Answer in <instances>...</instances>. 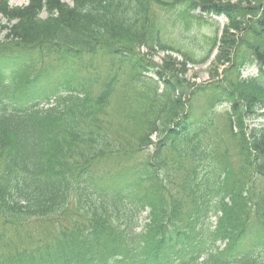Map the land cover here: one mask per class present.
Here are the masks:
<instances>
[{
    "label": "trees",
    "instance_id": "trees-1",
    "mask_svg": "<svg viewBox=\"0 0 264 264\" xmlns=\"http://www.w3.org/2000/svg\"><path fill=\"white\" fill-rule=\"evenodd\" d=\"M0 264H264V0H0Z\"/></svg>",
    "mask_w": 264,
    "mask_h": 264
},
{
    "label": "rangeland",
    "instance_id": "rangeland-1",
    "mask_svg": "<svg viewBox=\"0 0 264 264\" xmlns=\"http://www.w3.org/2000/svg\"><path fill=\"white\" fill-rule=\"evenodd\" d=\"M232 1H236V0H232ZM26 0H9V3L11 5H23L25 4ZM162 15V10L157 11V14ZM164 13V11H163ZM167 19V18H166ZM172 21H177L175 19V17H173ZM220 27H223V25L225 24V20L224 19H218ZM170 22V20H169ZM196 29H198L200 31V35H205V36H209L211 34V29L209 27H195ZM179 32L188 35V32L184 31L183 28L180 29L179 26L173 27L170 30V33L172 34L171 36H176L179 34ZM183 39V38H182ZM214 56L211 57V59L209 60V62L207 64L204 65H194V66H190L189 67V73L188 76L189 78H192L193 80H195L196 77V81L197 82H201V81H205L208 80L209 78V74L207 73V69L208 67L211 65L212 61L214 60ZM162 57V54L158 55L156 57V60L159 61V59ZM82 62L84 63V68L87 69L90 72L93 73H100L102 74L105 70H106V59L101 58L100 56L92 58L89 56H85L82 59ZM255 74V69H246L243 73V76H248L250 74ZM81 76H83L85 74V70H81L79 73ZM260 120H258L257 122H259ZM213 223L215 222L214 219L211 220Z\"/></svg>",
    "mask_w": 264,
    "mask_h": 264
}]
</instances>
